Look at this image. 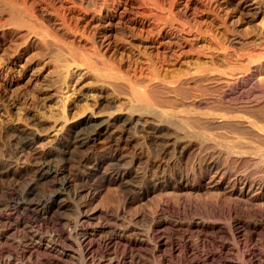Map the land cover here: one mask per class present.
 I'll return each mask as SVG.
<instances>
[{"label": "bare ground", "instance_id": "obj_1", "mask_svg": "<svg viewBox=\"0 0 264 264\" xmlns=\"http://www.w3.org/2000/svg\"><path fill=\"white\" fill-rule=\"evenodd\" d=\"M261 14L264 0H0V69L21 56L35 73L23 81L25 66L18 69L8 103L0 92V115L24 122V127L11 123L8 129L13 132L14 160L0 161V181L9 179L8 187L17 196L9 204L0 200V223L13 229L8 217L12 210L28 215L38 232L55 228L48 239L36 230L24 239L19 234V252L2 255L0 264H15L19 255L30 258L32 251L55 264H69L73 250L84 264H147L148 257L156 264H262L254 261V248H241L253 237L264 244V224L226 221L214 229L213 223L206 227L189 222L174 240L178 235L170 238L167 223L153 219L146 234L141 231L143 236L132 225L101 235L87 223L86 210L100 196L88 182L98 178L110 185L119 180L114 176L122 161L118 152L131 145L136 132L148 136L158 156L175 151L178 168L185 170L179 179L160 177L137 186L141 200L157 195V211L179 215L175 205L201 193L214 199L207 205V220L264 206L263 180L239 172L261 168L264 176V45L257 49L255 42L264 36V22H257ZM84 79L77 103L68 107L72 82ZM48 104L57 116L45 114ZM56 122L60 134L47 145L44 132ZM79 167L80 176L70 175ZM27 175L32 179L17 193V182ZM41 183L51 189L39 190ZM37 190L46 193L39 197ZM77 193L83 196L74 199L79 202L72 197ZM219 201L226 205L221 202L224 207H219ZM17 219L12 221L16 224ZM27 225L20 228L29 231ZM186 232L197 233L201 251L193 248ZM174 254L176 261L170 258ZM233 256L238 263L230 260Z\"/></svg>", "mask_w": 264, "mask_h": 264}, {"label": "rangeland", "instance_id": "obj_2", "mask_svg": "<svg viewBox=\"0 0 264 264\" xmlns=\"http://www.w3.org/2000/svg\"><path fill=\"white\" fill-rule=\"evenodd\" d=\"M264 14H261L258 18H257V22H264V21H261V20H264V16H263ZM262 16V17H261ZM260 18H263V19H260ZM261 37V36H260ZM259 37V39H257L255 42H256V45L258 46H256V48L258 49H260V48H262V46L264 45V41L262 42V40H264V36H262L261 38ZM261 40V41H260ZM6 47V46H5ZM4 47V48H5ZM0 62H1V60H0ZM26 62H25V60L23 59V58H21V56H15L14 57V59L10 62V63H6L7 65H3L2 64V67H1V69H0V92L2 91V95H3V97H4V99H5V103H8V98H6V97H8L9 96V98H10V96L12 97L13 95H11V94H13L12 93V91H13V88L12 87H10V83H11V81H13V79L14 80H17L18 79V72H20V71H22L23 69H24V66L26 65L25 64ZM5 68V69H4ZM20 71H19V70ZM25 72H24V76H23V81H30V80H32L33 79V77L35 76V73H33L34 71L33 70H30V68L29 67H27V66H25ZM17 71V72H16ZM32 71V72H31ZM31 73H33V74H31ZM2 74H3V76H2ZM15 75V76H14ZM30 75H34L33 77H31ZM264 75V74H263ZM15 78H14V77ZM5 77V78H4ZM4 78V79H3ZM30 78V79H29ZM32 78V79H31ZM9 83V85L7 86V84ZM86 83H87V80H81V81H77L76 83H75V81H73L72 82V84H74V86L71 88V90L67 93V96H68V100H67V102H66V105L68 106V107H70V106H74V104H76L77 103V97L80 95L79 94V92H80V90H82V89H84V87H86ZM2 85H3V88H4V86H5V88H7L8 87V90H6V89H3L2 88ZM2 89V90H1ZM10 89H12V91H10ZM4 90H6V91H8V92H6V91H4ZM3 92H5L4 94H3ZM14 92V91H13ZM7 93V94H6ZM15 94V93H14ZM91 96H92V93H88V95H87V99H91ZM83 102V101H82ZM114 104H115V101H114ZM48 108L46 109V115L47 116H49V115H54V116H57V109H55V107L53 108V106H51V104H48ZM50 107H52V108H50ZM50 109V110H49ZM53 109V110H52ZM74 110V109H73ZM73 110H71V111H73ZM49 111H51V112H49ZM48 112V113H47ZM4 116L2 115H0V129H1V131H0V157H2L3 158V160H2V158L0 159V161H12V160H14V156H13V154H12V150H11V134L13 133V132H11V131H9L8 129L10 128V126L12 127L13 125H15V127L16 126H20V127H22L23 126V124L22 123H24V122H22V123H20L21 121L20 120H16V122L15 121H12V120H6V118L4 117ZM10 121V122H9ZM12 121V122H11ZM20 121V122H19ZM7 122H8V124H7ZM13 125H12V124ZM57 124L56 125H54V127L52 128V129H48V131L46 132H44V138H45V143H47V145H52L55 141H56V139H57V137L59 136V134H60V124H58V122H56ZM18 124V125H17ZM25 125V124H24ZM2 126H4V127H2ZM9 126V127H8ZM24 127V126H23ZM60 127V128H59ZM3 130V131H2ZM59 130V131H58ZM59 133V134H58ZM3 136V137H2ZM145 136V137H144ZM9 138V139H8ZM146 138V139H145ZM5 140V141H4ZM142 142V143H141ZM144 142H146V144L148 145V146H146V144L144 143ZM142 144H144V145H142ZM3 145V146H2ZM100 146H102L101 144H99ZM98 145V147H100ZM136 146V147H135ZM139 146V147H138ZM4 147V148H3ZM146 147V148H145ZM138 148V149H137ZM140 148H141V150L143 151V152H141V150H140ZM150 150H149V149ZM145 149V150H144ZM127 150V151H126ZM126 150H123V148L120 150V153L118 152V156H119V158H121L122 159V161H121V164H120V171H118L117 173H114V176L116 177V174H117V177H116V179H118V177H119V180H117V181H115V183L113 182V184H110V185H107V184H105V183H103L100 179H93V180H91V181H89L88 182V185L89 186H91V187H95V188H97L98 190H99V194L98 195H100V196H97V198L92 202V204L90 203V205L88 206L87 205V207H86V210H87V215H89V218H90V220L87 222V223H89L90 222V226L92 227V224H93V227L92 228H98L99 229V231H101L100 232V234L101 235H105V234H108L113 228H115V227H119V228H121L122 226H126V225H132V226H134L137 230V232L140 234L141 233V235H142V232H143V234H144V232L146 231H148V229L147 228H149V225H150V223H151V221L154 219L155 221L154 222H159V221H163V222H166L167 223V225H166V228H167V230H165L166 232L167 231H169L168 233L169 234H171L170 235V238H172V239H174L179 233L180 234H184V231H182L181 229L183 228V229H185V225L187 224V223H189V222H199L200 224H203L204 226H206V227H208V225L209 224H212V228H214V229H217L219 226L220 227H224L225 226V224H227V222L228 221H230V222H233V221H236V222H244V223H259V224H264V206H260V207H256V205L254 206V205H252V207H254V209H252V207H245V208H243L244 210H237V211H235L230 217H224V216H220L219 214H217V215H215L213 218H210V219H208L207 220V212H209L210 211V209H209V207H208V209H207V205L209 204V203H213V201H214V199L212 198V197H208L205 193H201L200 194V196H199V198L198 197H194V196H191L189 199H185V200H187V201H185V202H181V204H179V205H175L177 208H178V211H176V212H178L179 213V215H174V214H171V212H169V211H166V212H161L160 210L159 211H157V208H158V202H157V200L156 199H154V197L155 196H157V195H153V196H151L150 198L149 197H146V198H144V199H139L138 198V195H137V186H141L142 184H143V182H147V183H151V182H154V181H156V180H159L160 179V177L162 178V177H168V178H171V179H173V180H176V179H179L183 174H184V172H185V170H182V169H180V168H178L179 167V164H178V160H177V157L175 156L176 155V153H175V151H173V150H169L168 151V154L166 155V156H158V154L155 152L156 151V147L153 145V144H151V142L148 140V136L147 135H141L140 133H138V132H136L135 133V135L133 136V140H132V142H131V145L130 146H128L127 147V149ZM147 150H149V151H147ZM2 151V152H1ZM147 151V152H146ZM4 155H2V154ZM143 153V154H142ZM144 153H145V155H144ZM155 155H154V154ZM152 154H153V156H152ZM139 155V156H138ZM141 155V156H140ZM7 156H9L10 157V159L7 157ZM92 156V155H91ZM143 156V157H142ZM150 158H149V157ZM154 156H156L155 158H154ZM172 156H173V158H172ZM5 157H6V159H5ZM137 157V158H136ZM148 157V160L146 159ZM151 157H152V159H151ZM175 157V158H174ZM89 159H92L93 157H88ZM12 159V160H11ZM143 159H144V161H143ZM150 159V160H149ZM167 159H169L170 161H168L167 162ZM141 160H142V162H141ZM165 160V161H164ZM144 162V165H145V163H147L146 164V168L144 167V165L142 164ZM165 162H167V164H168V166H163L164 165V163ZM170 162V163H169ZM20 165V164H19ZM142 165V166H141ZM124 166V167H123ZM156 166H158V167H156ZM154 167V168H153ZM127 170H126V169ZM143 168V169H142ZM165 168V169H164ZM145 169V170H144ZM155 169V170H154ZM170 169V170H169ZM255 169V168H254ZM254 169H252L251 168V170H250V168H247V169H245V170H241V171H239L240 172V174L242 173L243 174V172H244V174H246V175H249V176H247V177H250L249 179H252V178H254L255 177V179L254 180H256V179H259V178H261L262 180H263V182H264V176H263V172H262V169L261 168H256V170H254ZM257 169H258V171H260L261 173H262V175H261V173L260 172H258L257 171ZM124 170V171H123ZM144 170V171H143ZM158 170H160V171H158ZM163 170V171H162ZM166 170V171H165ZM168 170L170 171V172H168ZM175 170V171H174ZM123 171V172H122ZM140 171H143V172H141V173H139ZM154 171V172H153ZM162 171V172H161ZM171 171H173V172H171ZM180 171L182 172V173H180ZM251 171V172H250ZM252 171H256L257 173H255V172H252ZM122 172V173H121ZM150 172V173H149ZM237 172V173H236ZM239 172L238 171H232V173H230V174H239ZM71 174L70 175H81L82 173H83V171H82V168H75L74 170H73V172H70ZM145 173V174H144ZM260 175H259V174ZM144 175V176H143ZM250 175H252V176H250ZM255 175V176H254ZM133 176V177H132ZM140 176V178L142 179L143 178V180H141L140 178H138ZM146 176V177H145ZM130 177H131V179H130ZM149 177V178H148ZM25 178V179H24ZM23 178V180L21 179V181H18L17 182V185H19V184H21L22 183V181H24V180H26V181H24V183H22L21 185H19V186H17L16 185V187L17 188H19L20 186L23 188L24 186H22V185H25V183L30 179H32V178H30V175L28 176H25ZM125 178V179H124ZM135 181H134V180ZM145 179H147V180H149V181H147V180H145ZM9 181V179H3V180H1L2 182H6V181ZM98 180V181H97ZM127 180H128V182H127ZM131 180V181H130ZM208 181V176L205 178V180H204V182L205 181ZM1 181H0V190H3V191H1L0 193V200H1V203L2 204H9V202L15 197H17L16 196V194H14L13 192H12V190L11 189H9V182L6 184V183H1ZM92 181L93 182H95L96 183V185H95V183H92ZM97 181V182H96ZM120 181V182H119ZM121 181H122V183H121ZM130 181V182H129ZM101 182V183H100ZM118 182V183H117ZM19 183V184H18ZM100 183V184H99ZM117 183V184H116ZM124 183V184H123ZM139 185H138V184ZM42 185L43 184H46V183H41ZM122 184V185H121ZM141 184V185H140ZM4 185H5V187L6 188H4ZM42 185H41V187L39 186L38 187V189L39 190H41L40 188H44V190L47 192L49 189H51V188H49L48 187V185H47V187H46V185H44L43 187H42ZM73 187L74 188H79V181H74V183H73ZM101 187H103V188H101ZM121 185V186H120ZM9 186V187H8ZM107 186V187H106ZM115 186V187H114ZM118 186V187H117ZM99 187V188H98ZM117 187V189H115ZM22 188L20 189H18V192L17 193H19V191H21L22 190ZM48 188V189H47ZM107 188V189H106ZM110 188H114L115 189V191H116V193H115V191H111L112 189H110ZM113 189V190H114ZM39 190H37V193H38V196H39V193H40V196L39 197H41V195H43V192H44V194L46 193L44 190H42V191H39ZM104 190H110L109 192L107 191V193L105 194L104 192H106V191H104ZM7 191H9V192H7ZM11 192V193H10ZM112 192V193H111ZM127 192H130V197L129 196H127L126 194H127ZM108 194V195H107ZM110 194H112V195H110ZM10 195V196H9ZM79 195V196H78ZM110 196V197H109ZM112 196V197H111ZM116 196V197H115ZM137 196V197H136ZM72 197H73V201H75V202H79L80 200H82L83 199V196H82V193H80V194H72ZM131 197H132V199H131ZM77 198H79L77 201L76 200H74V199H77ZM110 198V199H109ZM197 198V199H196ZM204 198V199H203ZM138 199V200H137ZM149 201H148V200ZM203 199V200H202ZM105 200H106V202H105ZM107 200H109V201H107ZM133 200H136V201H133ZM206 200V201H205ZM111 201V202H110ZM141 201V202H140ZM144 203H143V202ZM205 201V202H204ZM107 202H109V203H107ZM221 202H224V201H219L218 203V205H221V206H219V207H224V205H226L225 204V202H224V205L223 204H220ZM146 203V204H145ZM72 203H68V205H71ZM198 206V207H197ZM201 206H202V208H201ZM204 206V207H203ZM206 206V207H205ZM200 208V210H198L197 208ZM132 208H134V209H132ZM114 209H116V210H114ZM189 210V212H188V210ZM194 209H196L197 210V213H194V212H196V210H194ZM203 209H206L205 210V212L203 211L202 212V210ZM259 209V210H258ZM131 210V211H130ZM194 210V211H193ZM209 210V211H208ZM263 210V211H262ZM155 211H157V213L155 212ZM187 211V212H186ZM191 211V212H190ZM253 211V212H252ZM62 212V211H61ZM61 212L59 213V214H61ZM134 212H135V214H134ZM160 212V213H159ZM262 212V213H261ZM70 212H67L66 213V216H69L70 214H69ZM162 213V214H161ZM58 214V213H57ZM114 214H116V215H114ZM138 214V215H137ZM202 214V215H201ZM255 214V215H254ZM14 215H15V217H14ZM24 214H22V215H19V216H17L15 213H14V211H12V210H10L9 212H8V217L10 218V224H12L14 227H13V229L14 230H16V231H14L13 233L11 232V231H13V229H7L8 227H6V225L8 224H5V225H3L2 223H0V237H2V239H1V244H3L4 243V245L6 244V246L9 244V242H10V244L8 245V248L6 247V246H3V245H0V247H2V248H0V258L2 257V255H3V257L2 258H5L6 256H8V255H10V253H13V251L14 252H19V249H17V247H16V242H19V240H21V238L22 239H24V238H26V237H28V235L30 236L32 233L34 234V230H36L37 228L35 227V225H33V224H31V225H29L30 224V219L29 218H27L28 217V215H26V216H23ZM110 215V216H109ZM111 215H113V216H111ZM118 215V216H117ZM122 215V216H121ZM134 215V216H133ZM62 216V215H61ZM117 216V217H116ZM69 217H71V215L69 216ZM124 217V218H123ZM164 217H166V218H164ZM200 217V218H199ZM17 219V223L15 224V222H13L12 220H15V219ZM27 218V219H26ZM110 218V219H109ZM133 218V219H132ZM152 218V219H151ZM202 218V219H201ZM26 219V220H25ZM117 219V220H116ZM166 219V220H165ZM169 219V220H168ZM200 219V220H199ZM263 219V220H262ZM251 220V221H250ZM27 221V222H26ZM116 221H117V223H116ZM203 221V222H202ZM207 221V222H206ZM219 221V222H218ZM221 221V222H220ZM227 221V222H226ZM13 222V223H12ZM119 222V223H118ZM205 222V223H204ZM215 222V223H214ZM226 222V223H225ZM21 223V224H20ZM169 223V224H168ZM184 223V224H183ZM24 224V225H23ZM28 226V229H30L29 231L27 230V229H21V228H23L24 226H26V225ZM181 225L180 227L178 226V229H177V227L175 226V225ZM207 224V225H206ZM224 224V225H223ZM105 225V226H104ZM108 225V226H107ZM115 225V226H114ZM5 227L6 229H3L2 227ZM21 226H23V227H21ZM31 226V227H30ZM21 227V228H20ZM47 227H48V229H47ZM47 227H44L43 229H41L39 232H38V230H36L37 231V233L40 235L41 233H43V234H41V236H44L46 239H48V238H50L54 233V230H55V228L53 229V228H51L50 226H47ZM56 227H59V225H56ZM18 228V229H17ZM20 228V229H19ZM47 229V231H45L46 229ZM180 228V229H179ZM45 229V230H44ZM53 230L52 232H51V230ZM146 229V230H145ZM171 229H175V232L173 231V230H171ZM21 230H22V232H21ZM27 230V231H26ZM180 230V231H179ZM18 231V232H17ZM20 231V232H19ZM26 231V232H25ZM31 231V232H30ZM44 231H45V234H44ZM51 233H50V232ZM142 231V232H141ZM182 231V232H181ZM3 232V233H2ZM8 232H9V235H8ZM18 233V235L16 234V233ZM28 232V233H27ZM29 232H30V234H29ZM146 232H145V234H146ZM171 232V233H170ZM13 235H12V234ZM28 235H27V234ZM49 233V234H48ZM53 233V234H52ZM3 234V235H2ZM5 234H7V235H5ZM19 234H20V236H21V238H20V236H19ZM36 234V233H35ZM179 234V235H180ZM187 234H190V233H188V232H186L185 233V235H187ZM12 235V236H11ZM49 235V236H48ZM174 235H175V237H174ZM179 235L177 236V239L175 238L174 240H178V238H179ZM191 235V239L193 240V242L195 243V244H193L194 246H193V248L194 247H198V249H197V247L196 248H194V249H197V250H199V251H201L202 249H203V247L204 246H202V244L200 243V242H198V240L197 239H195L196 238V236H197V233L195 234L194 233V235H196V236H194L193 235V232L190 234ZM189 235V236H190ZM192 235L194 236V237H192ZM143 236V235H142ZM11 237V238H10ZM14 238V239H13ZM254 238L255 237H253L252 239H250V241L248 240V241H246V245L244 244L243 245V247L241 248V250L242 251H245L246 249H248V251H251V249L252 248H254V249H252V250H254V252H253V254H254V261H257V262H260V260H261V262L260 263H262V264H264V253H262V252H264V244H259V243H257V241L255 242V240L257 239V238H255V240H254ZM6 239V241L5 242H3L4 240ZM19 239V240H18ZM3 240V241H2ZM17 240V241H16ZM50 240V239H49ZM48 240V241H49ZM198 242V243H200V244H197L196 243V241ZM226 240H227V238H226ZM228 243L230 244L231 242H229L228 241ZM256 243V244H255ZM58 244V243H57ZM232 244V243H231ZM13 245V246H12ZM201 245V246H200ZM249 245V247L248 248H246L247 246ZM252 245H254V246H252ZM9 246H10V248H9ZM12 246V247H11ZM59 246L61 247L62 245L61 244H59ZM252 246V247H251ZM262 248H261V247ZM16 247V248H15ZM245 248V249H244ZM260 248H261V251H260ZM2 249V250H1ZM9 250V251H12V252H9V251H5V250ZM211 249H212V247H206V248H204V250H206V251H211ZM3 253H2V252ZM74 251L75 250H73V252H71L72 253V255H73V257H74V259H72V260H69V264H81V263H83V262H81V260H79L78 259V256H77V253H74ZM247 251V250H246ZM257 251H260V252H257ZM33 253H35V254H33ZM257 253V254H256ZM6 254V255H5ZM32 256H34V257H30V258H27L26 256L27 255H25V256H21V255H19L18 257H17V259H15L16 261L14 262L15 264H27L31 259H33L32 261H33V263H32V261H30V263H28V264H34V262H35V264L37 263V264H39V262H41L40 264H55V263H53L52 261H51V259H49L48 257H46V256H42L40 253H37V252H34V251H32ZM256 254V255H255ZM42 256V258H41V256ZM188 255V258H189V253L187 254ZM186 255V256H187ZM258 255V256H257ZM20 256H21V258H20ZM35 256H39L40 258H38V257H35ZM76 257V258H75ZM172 257H175V258H172ZM234 257V256H233ZM231 258L230 257V260H232L233 262H235V263H238L237 261H239V259L238 258H236V257H234V258ZM257 257H259V260H257ZM19 258L21 259V260H19ZM23 258H25V260L23 259ZM28 259V262L26 261L27 259ZM37 258V259H36ZM47 258V259H46ZM172 260L174 259V261H176V255L174 254V255H172L171 257H170ZM236 258V259H235ZM152 261H151V260ZM263 259V260H262ZM23 260V261H22ZM36 260V261H35ZM37 260H39L38 262H37ZM148 263L149 264H156L155 262H154V258L153 257H151V258H149L148 257ZM235 260H237V261H235ZM21 262H23V263H21ZM147 263V264H148ZM60 264V263H59ZM84 264V263H83Z\"/></svg>", "mask_w": 264, "mask_h": 264}]
</instances>
